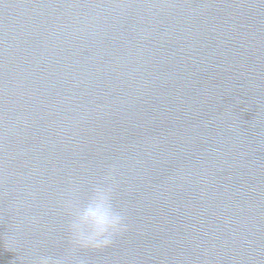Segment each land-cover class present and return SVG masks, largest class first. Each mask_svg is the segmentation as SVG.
Returning <instances> with one entry per match:
<instances>
[{
  "label": "water",
  "instance_id": "1",
  "mask_svg": "<svg viewBox=\"0 0 264 264\" xmlns=\"http://www.w3.org/2000/svg\"><path fill=\"white\" fill-rule=\"evenodd\" d=\"M40 258L264 264V0H0V264Z\"/></svg>",
  "mask_w": 264,
  "mask_h": 264
},
{
  "label": "clouds",
  "instance_id": "2",
  "mask_svg": "<svg viewBox=\"0 0 264 264\" xmlns=\"http://www.w3.org/2000/svg\"><path fill=\"white\" fill-rule=\"evenodd\" d=\"M80 224H87L82 230ZM124 217L108 212H90L80 218V223L73 225L72 242L80 248H104L112 243V238L125 231ZM38 264H49L47 258H40Z\"/></svg>",
  "mask_w": 264,
  "mask_h": 264
}]
</instances>
